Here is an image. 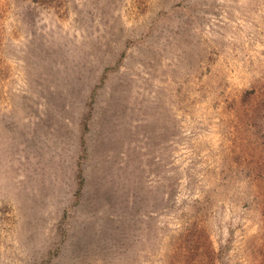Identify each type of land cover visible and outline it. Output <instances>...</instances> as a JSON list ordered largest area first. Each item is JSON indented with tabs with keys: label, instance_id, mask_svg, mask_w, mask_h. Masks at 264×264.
Masks as SVG:
<instances>
[{
	"label": "rangeland",
	"instance_id": "obj_1",
	"mask_svg": "<svg viewBox=\"0 0 264 264\" xmlns=\"http://www.w3.org/2000/svg\"><path fill=\"white\" fill-rule=\"evenodd\" d=\"M0 264H264V0H0Z\"/></svg>",
	"mask_w": 264,
	"mask_h": 264
}]
</instances>
